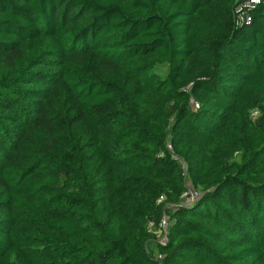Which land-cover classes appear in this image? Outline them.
Instances as JSON below:
<instances>
[{"label":"trees","instance_id":"trees-1","mask_svg":"<svg viewBox=\"0 0 264 264\" xmlns=\"http://www.w3.org/2000/svg\"><path fill=\"white\" fill-rule=\"evenodd\" d=\"M250 1L0 0V264H264Z\"/></svg>","mask_w":264,"mask_h":264},{"label":"rangeland","instance_id":"rangeland-1","mask_svg":"<svg viewBox=\"0 0 264 264\" xmlns=\"http://www.w3.org/2000/svg\"><path fill=\"white\" fill-rule=\"evenodd\" d=\"M256 2H257V0H251L245 6L239 7L238 8V12H240L241 8H249L252 5V3H256ZM255 117H256V114H255ZM186 184L188 185L191 193L194 194V196H195L194 199H190L187 203H190V204L193 205V204H195L196 201H198V199L202 195L201 194H198V193H195L196 192L195 189L192 188V185L189 184V181L188 180H186ZM187 198H189V196ZM168 222H169V226H170V220H168ZM149 231L154 234L155 238H150V240L146 243V248H147V251L148 252L153 251L155 253L154 255L157 257L159 254L157 253L156 246H157V244H160L159 243V240H160V229H159V226L158 227H154L153 225H150L149 226Z\"/></svg>","mask_w":264,"mask_h":264},{"label":"built area","instance_id":"built-area-1","mask_svg":"<svg viewBox=\"0 0 264 264\" xmlns=\"http://www.w3.org/2000/svg\"><path fill=\"white\" fill-rule=\"evenodd\" d=\"M258 2V0H257ZM189 198H187V202L190 200V199H194V194H190L188 195ZM188 196H185V197H188ZM164 199L161 198L159 200V202H163ZM168 228H169V222H168V219H163V221L160 223L159 225V229H160V240H159V243L160 244H167L168 242ZM163 259V256L162 255H158L157 256V260L158 261H161Z\"/></svg>","mask_w":264,"mask_h":264}]
</instances>
